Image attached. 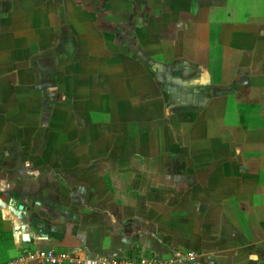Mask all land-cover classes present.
I'll return each instance as SVG.
<instances>
[{"label": "crops", "instance_id": "0c3cea01", "mask_svg": "<svg viewBox=\"0 0 264 264\" xmlns=\"http://www.w3.org/2000/svg\"><path fill=\"white\" fill-rule=\"evenodd\" d=\"M188 1L173 0L160 31L145 32L160 37L146 52L156 84L137 57L119 50L101 52L95 74L79 64L58 73V55L71 61L73 53L58 45L56 25L24 20L23 10L15 22L14 11H0V52L17 53L14 63L0 54V264L51 249L264 264L262 7ZM181 12L190 19L180 22ZM79 13L67 25L82 54L98 32L92 14ZM138 92L150 94L155 112L148 104L135 113ZM44 123L61 126L46 135L51 147L9 148L25 143L26 126ZM191 254L193 261L179 260Z\"/></svg>", "mask_w": 264, "mask_h": 264}, {"label": "rangeland", "instance_id": "374dc122", "mask_svg": "<svg viewBox=\"0 0 264 264\" xmlns=\"http://www.w3.org/2000/svg\"><path fill=\"white\" fill-rule=\"evenodd\" d=\"M177 1H179L180 6H185L189 2L188 0ZM209 1L210 0H204L201 2V4H207ZM172 2L173 0H1L0 11L5 12L6 9H9L12 12L14 11V15H9V19L15 22L17 17H21V13H19V11L23 10L24 12H26L23 13L22 16L24 20L31 21L32 19H39L40 22H42L43 20H50L56 25L58 30L57 34H59L56 39L58 45L60 44L62 46H67V49L69 51L71 48V51L73 53L70 57L71 61L68 57H64L65 54L63 53L58 55V73L63 72L65 68V72L68 69H73L72 71H75L74 67L79 64L84 66L83 69L86 70L85 73H87L88 75L90 74L91 70H94L93 74H95L98 66L96 65V60L104 57V55H100V53H103V51L106 53H116L119 50L122 53H130L133 57H137V60H140L143 63L144 67H146V70L148 72H152V75H155L156 73H158V71H156L157 68L153 67V61L150 60L151 58L148 59L149 57H146V52H149V54H151V51L153 50L151 49V47L156 48L159 45L158 43H160V37L145 35V32L149 31V33H151L152 31H160L161 24L166 22V20L171 17ZM227 4L229 6L238 8V10L240 9V7L258 5L262 7L260 15L264 16V0H228ZM84 11L92 14L94 19V27L98 32V35L96 34L89 37L93 40V42H95V44L89 46V48L83 51L84 54H81L80 50L82 51V48L78 46L79 39L76 40V33L69 31L67 22L74 21L78 18V15L80 14L79 12ZM173 13L175 16V12ZM204 15L205 12H203L200 16ZM40 16L42 17L41 20ZM118 16H120L121 19L117 20ZM179 16H181L180 22H185L187 19H190V15L185 14L184 12H181V14L178 13V17ZM83 17L85 18L87 16L83 15ZM236 17L240 21H246L247 19L245 13H237ZM86 19H88V17ZM37 29L38 28H36L35 26V30ZM144 39L149 40L146 47L143 46L144 44H141V40ZM2 40V42H5L7 45L11 44L12 41L7 37ZM39 40L40 42H44L42 37H40ZM4 53V57L6 59H11V55L15 58L17 57V53H15V51L11 52L8 47L6 48V50L3 48V51L0 52V54ZM59 56H61V58H59ZM2 58H0V62ZM64 58H66V60H64ZM50 59H52V56L50 58H42L40 60L43 68H50ZM13 61L14 60L12 59L10 60V62L14 63ZM18 62L22 63L20 62V60H18L16 63ZM112 71L113 70L106 72L105 75L111 74ZM155 76H153V84H156L157 80L159 81V79H157L159 75L156 77ZM12 79L13 78L10 77V80ZM115 79L116 81H120L121 76H116ZM146 82L147 81H144V84ZM49 84V81L46 79L45 85ZM96 84L97 82H95L94 86ZM82 85V89H86L88 87L87 84ZM112 85L113 84H110V86L105 85V90L103 91V93L106 95H111V93L113 92ZM149 95L150 94L146 95L144 92L137 93V96L134 98L136 99L135 101L137 105H135L136 107L134 106L135 108L133 107L136 114H139V111L141 110L142 112H146L145 108L148 104L153 108V111L155 112L154 106L156 104L154 103L156 102L153 101L152 98L149 97ZM107 101L108 100H106V102ZM95 102L97 103L96 100ZM163 111V114H166L170 111V109L166 110L164 108ZM13 112L14 111L9 109V116H13L14 114H11ZM158 113L159 112H156V114ZM60 128L61 126H59L58 128L52 127L49 123H44L41 126L38 124H35V126H26L25 143L23 145L21 143V146L16 144L12 145V143H10L9 148L21 147L22 149L26 150L27 148L51 147L50 145L53 142L52 137L46 135L54 132H59ZM35 133H42L44 134V136L37 137V135H35L34 137L33 134ZM92 134L93 131L91 130V125H89L88 128H86V135L89 138L92 137Z\"/></svg>", "mask_w": 264, "mask_h": 264}, {"label": "built area", "instance_id": "2783aa9c", "mask_svg": "<svg viewBox=\"0 0 264 264\" xmlns=\"http://www.w3.org/2000/svg\"><path fill=\"white\" fill-rule=\"evenodd\" d=\"M195 256L193 254L182 256L180 261L187 260L193 261ZM174 261H163L159 258H142L140 260H130L117 258L111 254L94 256L90 258H82L80 255L71 251H57L46 250L28 252L19 258L7 264H173Z\"/></svg>", "mask_w": 264, "mask_h": 264}]
</instances>
